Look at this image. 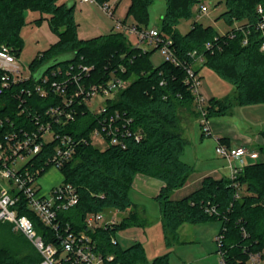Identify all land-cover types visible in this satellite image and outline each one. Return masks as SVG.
I'll return each mask as SVG.
<instances>
[{"label":"trees","instance_id":"obj_1","mask_svg":"<svg viewBox=\"0 0 264 264\" xmlns=\"http://www.w3.org/2000/svg\"><path fill=\"white\" fill-rule=\"evenodd\" d=\"M155 1L131 0L123 21L132 15L139 28H147L148 7ZM165 1L167 7L159 32L171 41L179 60L190 63V53L197 50L204 56V61L197 66L198 73L206 65L233 84L236 102L240 105L264 103V51L261 49L264 27L260 28L264 25V13L258 11L259 6L264 11V0H209L216 6L225 4L226 9L217 17L231 26L225 33L197 21L182 33L178 29L181 21L196 17V7L205 0ZM76 4L77 0H0V46L7 44L17 57L23 48L21 30L26 10L46 13L51 30L59 37L30 62L29 80L0 92V118L10 117L17 128L32 127L34 114L42 113L52 100L34 94L27 96L20 107L22 101L16 92L33 85L45 74L51 79L66 77L71 66L74 72L81 65L93 66L83 79L87 84L104 82L113 76L130 81L108 105L133 118L135 126L143 131L142 139L127 138L125 147L83 145L77 149L74 157L61 168L64 182L75 185L80 196L79 203L62 214L64 220L81 229L89 212H126L114 228L99 233L104 249L114 253L121 264H171L169 253L149 261L141 242L122 248L118 242L111 241L117 229L146 223L131 196L136 175L144 174L165 183L156 200L169 246L178 238L183 223L220 219L223 241L219 251L224 255L225 264H247L251 252L264 249V144L260 146L263 160L246 165L237 177L243 186L239 198L234 197L235 189L229 177L213 176L204 177L201 186L190 194L173 198V193L195 171L194 165L183 159L187 143L181 133L179 111L186 108L199 117L194 94L184 82L185 68L166 60L155 65L151 57L158 47L153 50L133 47L123 32L111 30L92 38H80ZM68 53L72 56L62 57ZM58 70L61 74H53ZM231 105L227 98H210L208 117L226 115ZM77 110L76 118L62 130L75 136L88 135L98 125V118L85 104L78 105ZM8 127L7 123L0 131ZM220 140L230 145L225 138ZM17 208L20 214L31 216L41 232L46 231L23 202ZM212 208L215 211L211 212ZM20 248L28 249L19 254L6 246L0 248V264L40 262L42 257L34 243L24 242Z\"/></svg>","mask_w":264,"mask_h":264},{"label":"built area","instance_id":"obj_2","mask_svg":"<svg viewBox=\"0 0 264 264\" xmlns=\"http://www.w3.org/2000/svg\"><path fill=\"white\" fill-rule=\"evenodd\" d=\"M80 1L99 5L110 17L114 16L118 2ZM198 9L206 13L208 6L201 4ZM258 11L264 13L261 6ZM263 27L261 24L260 28ZM114 31L123 33L130 31L137 34L141 41L155 43V47L161 49L166 61L184 66V82L194 94L203 133L212 135L207 109L209 99L203 93L202 76L197 71V66L204 61L203 54L194 50L190 53L192 61L183 63L176 56L171 41L160 35L158 27L139 28L135 23L128 24L123 19H117ZM244 43H247V39ZM206 47L209 48L210 43H207ZM261 49L264 51V43ZM18 58L10 46L7 44L0 46V92L30 79V67L26 72ZM80 68L78 72H74V67L71 66L66 77L61 79H51L45 74L33 85L16 92V97L22 101L20 107L26 102L27 96L34 94L52 100L42 113L34 114L32 127L17 128L10 117L0 118V127L7 123L10 125L7 130L0 131V221L12 223L18 231L33 241L42 257L38 264H121L114 253L104 249L99 235L102 230L112 229L120 223L121 219H118L115 213L117 211L89 212L84 216L83 227L76 228L70 220H64L62 216L79 203L80 196L76 186L64 182V176L61 184L50 189H44L38 183L50 168L61 171L83 145L100 148L125 147L127 138L136 141L142 139L143 131L135 126L134 119L108 105L109 101L117 99L119 92L125 89L130 81L113 76L104 82L87 84L83 79L93 66L81 65ZM57 73L61 74V71L53 72ZM98 96L102 102L97 109H92L90 102ZM82 104L98 118V125L88 135L75 136L64 132L62 129L76 118L77 106ZM216 152L227 160L229 178L235 189L234 197L239 198L243 186L237 177L246 166L245 158L250 154L252 156L256 154L249 153L245 145L231 146L222 143L220 137H217ZM22 202L46 231L41 232L31 216L20 214L17 206ZM213 211L215 210L212 208L211 212ZM111 241L117 243L114 237H111ZM217 241L221 246L223 234L217 236ZM220 253L221 264H225L222 251ZM247 264H264V249L251 252Z\"/></svg>","mask_w":264,"mask_h":264},{"label":"rangeland","instance_id":"obj_3","mask_svg":"<svg viewBox=\"0 0 264 264\" xmlns=\"http://www.w3.org/2000/svg\"><path fill=\"white\" fill-rule=\"evenodd\" d=\"M118 7L115 10L114 16H108L103 9L92 2H83L77 0L75 8V19L78 24V35L80 38L88 39L101 34H106L114 30L115 20L124 19L126 17L131 0H117ZM204 4L208 6V11L202 13L196 7V17L184 19L178 26V29L185 33L188 31L193 22L197 21L203 25H212L220 33H225L229 26L223 19L217 17L223 12L225 4L215 5V2L205 0ZM166 1L156 0L148 7L149 26L148 28L158 27L161 24L162 16L166 11ZM199 7V6H198ZM25 24L21 30L23 38V48L20 54L19 62L24 70L28 72L29 64L33 58L40 52L46 50L51 44L59 40L58 35L50 28L48 15L39 10L25 11ZM126 22L128 24L136 23L132 15ZM237 23L236 25H238ZM128 42L132 46H141L148 50H153L155 43L141 41L137 34L124 31ZM72 54H64L62 57H71ZM152 61L155 65L161 64L165 57L161 49L156 50L152 54ZM202 76L203 88L208 92L213 93L217 98H227L231 101L236 99V88L227 80L221 78L213 69L204 66L200 70ZM102 99L98 96L90 102L92 109H97L101 104ZM184 109V108H183ZM182 110V109H181ZM257 110L256 113H252ZM226 117V118H224ZM223 119L233 121L239 130L247 132L251 136H255L260 130H264V103L253 105L235 104L232 107V113L224 115ZM212 119H218L212 117ZM195 131H188L185 153L183 159L191 164L196 163L198 169H203V161L197 163L196 154L202 157L204 161L220 162V156L216 152L217 137L213 132L212 135H202L203 130L198 123L194 124ZM194 135V137H193ZM200 150V153H197ZM63 182V175L59 169L50 168L46 174L39 179V184L44 189H50L53 186ZM187 188L181 189L175 197H181L186 194ZM131 196L134 202L143 203V196L136 194L131 190ZM135 202V203H136ZM147 219L143 226H130L123 229H117L114 237L122 248H127L135 242H142L145 246L146 254L149 261L154 258L169 253L171 264H221V253L219 251V243L217 236L221 233L223 221L220 219L209 220L205 222L190 223L185 222L180 227L178 238L172 245H168L165 237L161 209L159 202L156 199H148L146 203ZM117 211V210H115ZM118 219H122L126 212H115ZM142 214V213H141ZM143 216V215H142ZM144 218V216H143ZM136 236V239H134ZM24 242L27 245H32L33 241L26 235H22L14 225L10 222L0 221V248L9 247L13 252L22 254L23 250L28 248H20ZM20 245V246H19Z\"/></svg>","mask_w":264,"mask_h":264},{"label":"crops","instance_id":"obj_4","mask_svg":"<svg viewBox=\"0 0 264 264\" xmlns=\"http://www.w3.org/2000/svg\"><path fill=\"white\" fill-rule=\"evenodd\" d=\"M118 3L119 2H117L116 4V9L118 7ZM202 90L208 99L212 97H216L213 93L205 90L203 86H202ZM230 102H232V105L226 115H229V113H232L233 105L237 104L236 99L235 101L230 100ZM252 105L256 107L257 104H252ZM256 111L257 110H254L253 112H251V114L256 113ZM179 117H180V128H181L182 136L184 137L185 140H187L188 131H195L194 124L196 125L198 123L200 124L199 117H197L195 113H193L191 110L186 109V108L179 111ZM215 117L218 119H212V120L210 119V126H211L212 132L215 133L216 137L225 138L226 141H228L231 146L245 145L249 153L256 154V156H252L250 154L245 158L246 165L256 163V162L263 160V154L260 150V146L264 144V137L262 135V131L264 130H260L259 133H257L255 136H251L247 132L239 130L233 121L223 119L222 117H224V115L215 116ZM202 135L204 136L205 134L202 133ZM196 152L200 153V150L198 152V149H197ZM220 159H221L220 162L218 161L207 162V161H204L202 157L200 156L198 157V154H196L197 163L200 164L202 160L203 161L202 164L203 166H205V168L198 169L197 164L194 163L193 165L195 167V171L191 174L187 183L182 188L177 189L174 194H176L183 188L188 189L187 193L183 194V196L178 197V198L175 197V195H173V198L179 199V198H182L190 194L191 192H193L194 190H196L197 188L201 186V182L203 178L206 176H213L215 178L229 177L230 169L228 166V162L225 158L221 156H220ZM164 185L165 183L163 181L156 179L154 177L147 176L144 174L136 175L134 182H133L132 190L136 194H141L143 196V199H144L143 203L136 202V201L135 202L139 206L140 212L144 216L145 220L148 217L147 207H146L147 200L156 199L157 195L159 194V192L161 191ZM134 239H136V236H134Z\"/></svg>","mask_w":264,"mask_h":264}]
</instances>
